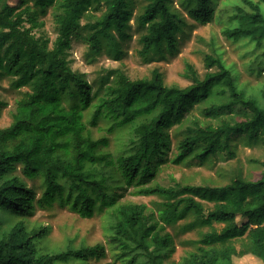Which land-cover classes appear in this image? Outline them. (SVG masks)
Wrapping results in <instances>:
<instances>
[{"label": "trees", "instance_id": "obj_1", "mask_svg": "<svg viewBox=\"0 0 264 264\" xmlns=\"http://www.w3.org/2000/svg\"><path fill=\"white\" fill-rule=\"evenodd\" d=\"M11 1L0 0V80L7 78L14 90L26 91L16 102L10 124L0 128V213L18 219L0 231V264H67L105 257L102 244L58 252L39 249L47 229H29L25 221L36 209H51L56 202L84 218L95 212L108 215L109 243L119 258L128 257L127 264H166L172 245L166 227L189 216L193 220L184 224V230L197 226L210 231L200 234L195 251L180 264H218L245 255L264 264V170L257 180L238 177L223 186L146 185L170 149L169 130L180 125L215 87L228 100L204 108L203 115L215 117L239 106L243 118L217 126L193 122L171 161L180 164L200 147L194 156L202 162L218 150L229 151L231 139L240 135L264 146V90L260 102L237 85L220 59L207 56V68L215 70L201 77L187 63L185 76L190 84L186 87L166 85L154 70L146 79L131 80L123 74L110 84L108 77L101 79L99 89L93 91L85 76L69 66L71 36L88 30L85 40L90 54L106 49L117 59L118 41L128 37L133 20L142 32V55L173 51L181 23L173 1L143 0L137 15L135 0H13V5ZM213 3L180 0V7L190 19L205 25L214 16ZM242 3L251 12L236 6L238 26L222 34L226 40L248 38L261 47L264 14L251 1ZM49 9L55 11L58 34L52 47L32 33ZM89 11L100 16L81 27ZM4 107L0 100V114ZM99 122L107 133L123 135L117 136L122 142L117 155L103 152L110 143L107 136L92 138L87 125L96 127ZM259 164L264 168V162ZM113 178L118 184L108 182ZM27 181L34 183L29 187ZM122 182L142 184L136 195L159 198L156 211L141 203L118 202ZM204 203L212 208L205 211ZM214 224L222 227L217 230ZM241 239L242 247L236 250L232 242Z\"/></svg>", "mask_w": 264, "mask_h": 264}, {"label": "rangeland", "instance_id": "obj_2", "mask_svg": "<svg viewBox=\"0 0 264 264\" xmlns=\"http://www.w3.org/2000/svg\"><path fill=\"white\" fill-rule=\"evenodd\" d=\"M173 7L178 11L181 23L177 33L176 48L173 51L164 50L160 53L142 55L139 38L142 32L138 31L134 21L127 31L128 37L118 41V58H114L106 49L99 54L92 55L89 52L88 42L85 40L88 30L80 29L71 36L70 49L67 51V59L72 70L83 74L85 79L92 85L93 91L100 87L101 79L108 77L110 84L116 76L123 74L131 80L150 78L154 70L158 71L166 85L186 87L190 81L185 76L186 64H191L196 72L202 77L208 71L215 68H207L205 58L207 56L220 59L235 77L236 83L249 95H253L260 102L261 92L264 90V40L262 46L258 47L255 42L248 38L238 41L226 40L222 32L227 28H236L238 19L236 6L244 12L250 13L249 7L242 0H214V16L205 25H200L190 19L180 7V0H172ZM257 5L264 14L261 0H249ZM143 0H135L134 15L142 11ZM11 5L14 4L12 0ZM55 11L49 9L45 15L40 16L41 24L33 28L32 33L49 41V47L57 37V27L54 21ZM100 12L89 11L80 21L83 27L88 21L96 20ZM25 27L29 24L26 22ZM106 82V83H107ZM105 83V85H106ZM104 85V86H105ZM103 90V89H102ZM26 89L14 90L7 78L0 80V100L5 107L0 114V128L7 127L11 122V115L15 110L16 102L21 98ZM228 100L226 94L220 92V87H215L210 96L185 116L180 125L169 130L170 149L165 160L155 167V176L146 185L160 184L162 186L180 185H202L223 186L231 183L234 179L242 177L246 180H257L260 178L264 168L259 162H264V146L260 142H250L245 136H235L230 141V149L218 150L214 155L204 161H199L194 155L200 151L197 148L194 154L186 158L180 164H174L171 159L176 152L177 143L186 136V127L193 122L201 125L217 126L222 121L236 122L243 118L244 110L237 106L231 112H224L215 117H206L202 110L210 105L220 104ZM92 131V138L97 139L107 136L110 140L109 146L102 149L103 152L117 155L122 147L123 135L107 133L106 127L100 122L96 127L87 125ZM118 136V137H117ZM19 175V174H18ZM117 183L113 178L108 181ZM34 181H27V186L33 185ZM123 183V182H122ZM39 184V183H38ZM118 184V183H117ZM118 202L141 203L148 209L156 211L160 199L154 196H139L134 193L135 189L142 184L126 185L120 184ZM38 196L40 191L37 192ZM212 208V204L204 203L205 211ZM108 215L97 213L90 218H84L71 211L67 205L54 203L51 209H36L34 214L27 218L25 223L29 229L44 227L47 229L45 237L39 242L42 252H58L66 248H79L81 246H93L102 244L105 249V257L100 260L88 259L86 261L72 260L67 264H127L128 257L119 258L116 249L109 243L111 235L109 229ZM193 220L192 216L179 221L174 226L166 227V231L172 238L171 251L165 259L166 264H180L183 257L189 252L195 251L198 246L200 234L210 231L209 227H194L183 229L184 224ZM18 219L9 214L0 213V231L8 230ZM239 221V219H238ZM218 230L222 225L214 224ZM243 239L232 242L236 250L242 247ZM218 264H263L252 255L232 257L230 262H219Z\"/></svg>", "mask_w": 264, "mask_h": 264}]
</instances>
